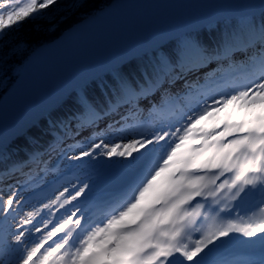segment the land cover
<instances>
[{"label":"snow or ice","instance_id":"snow-or-ice-1","mask_svg":"<svg viewBox=\"0 0 264 264\" xmlns=\"http://www.w3.org/2000/svg\"><path fill=\"white\" fill-rule=\"evenodd\" d=\"M222 7L240 10L79 54L92 70L0 136V264H264V0ZM112 8L0 0V73ZM27 21L47 30L16 39Z\"/></svg>","mask_w":264,"mask_h":264},{"label":"water","instance_id":"water-1","mask_svg":"<svg viewBox=\"0 0 264 264\" xmlns=\"http://www.w3.org/2000/svg\"><path fill=\"white\" fill-rule=\"evenodd\" d=\"M245 0H111L110 17L86 24L81 36L63 42L57 40L0 97V117L8 113V122L0 119V136L11 135L32 117L33 111L51 103L57 93L70 86L76 74L92 70L76 62L75 57L91 50L105 51L112 58L132 52L139 43H148L158 35L179 32L225 8Z\"/></svg>","mask_w":264,"mask_h":264},{"label":"trees","instance_id":"trees-1","mask_svg":"<svg viewBox=\"0 0 264 264\" xmlns=\"http://www.w3.org/2000/svg\"><path fill=\"white\" fill-rule=\"evenodd\" d=\"M65 2H68V0H65ZM109 2H111V0H92V3L95 4L96 6L106 5ZM46 30H47L46 24L38 23L37 21H27L23 23L18 30L14 31L12 35L16 39L21 41H31L38 31H46ZM10 72L11 70H9L8 73ZM16 78H13L11 82L13 83ZM6 90L7 87H3V88L0 87V97Z\"/></svg>","mask_w":264,"mask_h":264},{"label":"rangeland","instance_id":"rangeland-1","mask_svg":"<svg viewBox=\"0 0 264 264\" xmlns=\"http://www.w3.org/2000/svg\"><path fill=\"white\" fill-rule=\"evenodd\" d=\"M8 72H7V75H4L3 73H0V87H2V88L3 87H7L8 88L11 85V83H12L11 80L18 76L13 71H11L10 73H8ZM40 204H42V203H40Z\"/></svg>","mask_w":264,"mask_h":264},{"label":"bare ground","instance_id":"bare-ground-1","mask_svg":"<svg viewBox=\"0 0 264 264\" xmlns=\"http://www.w3.org/2000/svg\"><path fill=\"white\" fill-rule=\"evenodd\" d=\"M41 213L43 214L44 217L46 216V215H45V212L43 213V211H42Z\"/></svg>","mask_w":264,"mask_h":264}]
</instances>
